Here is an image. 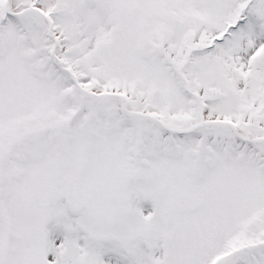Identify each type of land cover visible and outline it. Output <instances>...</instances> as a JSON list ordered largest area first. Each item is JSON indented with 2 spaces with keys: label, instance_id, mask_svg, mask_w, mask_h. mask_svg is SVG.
<instances>
[{
  "label": "snow or ice",
  "instance_id": "obj_1",
  "mask_svg": "<svg viewBox=\"0 0 264 264\" xmlns=\"http://www.w3.org/2000/svg\"><path fill=\"white\" fill-rule=\"evenodd\" d=\"M0 264H264V0H0Z\"/></svg>",
  "mask_w": 264,
  "mask_h": 264
}]
</instances>
